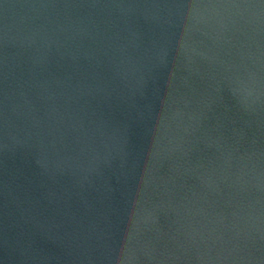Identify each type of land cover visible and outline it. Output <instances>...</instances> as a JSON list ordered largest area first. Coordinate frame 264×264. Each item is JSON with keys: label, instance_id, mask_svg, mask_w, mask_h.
Returning <instances> with one entry per match:
<instances>
[{"label": "water", "instance_id": "water-1", "mask_svg": "<svg viewBox=\"0 0 264 264\" xmlns=\"http://www.w3.org/2000/svg\"><path fill=\"white\" fill-rule=\"evenodd\" d=\"M0 264H264V0H0Z\"/></svg>", "mask_w": 264, "mask_h": 264}]
</instances>
